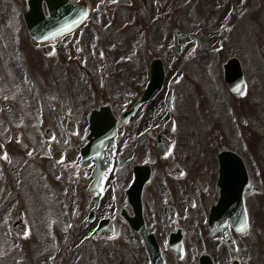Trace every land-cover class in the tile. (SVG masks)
Segmentation results:
<instances>
[{"label":"flooded vegetation","instance_id":"flooded-vegetation-1","mask_svg":"<svg viewBox=\"0 0 264 264\" xmlns=\"http://www.w3.org/2000/svg\"><path fill=\"white\" fill-rule=\"evenodd\" d=\"M21 1L31 21L49 15L45 0ZM74 1L89 9L80 27L11 56L12 101L46 86L55 127L0 132L13 264H264V0ZM89 117H115L116 134ZM236 184L251 187L248 226L228 205L214 222Z\"/></svg>","mask_w":264,"mask_h":264},{"label":"rangeland","instance_id":"rangeland-1","mask_svg":"<svg viewBox=\"0 0 264 264\" xmlns=\"http://www.w3.org/2000/svg\"><path fill=\"white\" fill-rule=\"evenodd\" d=\"M10 3L14 4V6H18V10L15 7L11 8V5H9ZM23 6L24 3L22 1L17 4L14 0H0V74L2 73L0 78V95H3V98L5 99H0V132H4L6 130H25L30 133V135H33L41 133L48 124L52 125L50 117H45V113H43V110L45 112L46 107L50 106L51 98L47 92V87L43 85V80L47 78L44 68L38 67V76L36 77L38 78V83H42L46 96L43 97L42 93L44 92L40 91L39 94L42 97L37 98L35 93L32 99L27 97V99L19 98L22 101H16L15 99V102L12 101L14 94L16 93V88L13 80V65L10 61L14 52V36L26 33V29L22 22V15L20 14ZM199 16H203V13H200ZM30 47H32L31 42L28 48L30 49ZM38 65L41 66L40 61L38 62ZM29 101L31 102L29 103ZM16 104L19 111L16 112L15 116L13 111H15L14 108L16 107ZM42 106H44V108L40 109ZM58 124L61 125L62 128H65L66 124L63 117H61V120L58 121ZM12 208L13 206L7 211V215H11ZM34 219V216H31L30 214V220ZM0 230H6L5 221L0 223ZM3 231L0 233V264H13V257L16 255V252L9 244L11 241L8 239L7 235L3 233ZM32 232L33 231H29L27 235L25 234L24 240L26 239L29 241V243H27V247L30 248V251L31 248L34 247L33 252L35 254V259L40 263L41 259L44 257L42 254L43 250L39 246H36L37 233L33 232L32 234ZM257 248L259 247L257 246ZM51 250L52 249H50L49 253Z\"/></svg>","mask_w":264,"mask_h":264},{"label":"water","instance_id":"water-1","mask_svg":"<svg viewBox=\"0 0 264 264\" xmlns=\"http://www.w3.org/2000/svg\"><path fill=\"white\" fill-rule=\"evenodd\" d=\"M48 1H49V4H50V10L52 12V16L50 17L49 22L44 24V25H36V24L29 23L30 31L33 34L38 33V30H42L41 32H48V33H51V34H55L56 31L63 24L60 21V16H61V14H60V8H61L60 4L61 3H67L66 6H65L66 7L65 9H69V8L73 7V4L70 3L71 2L70 0H48ZM111 120H112L111 118L98 117L95 120H93V122L100 126V128H99L100 129V134H102L104 131H106V126L109 125V122ZM101 124H103V125L106 124V126L102 127ZM218 210H219V204L214 207V211H218Z\"/></svg>","mask_w":264,"mask_h":264},{"label":"snow or ice","instance_id":"snow-or-ice-1","mask_svg":"<svg viewBox=\"0 0 264 264\" xmlns=\"http://www.w3.org/2000/svg\"><path fill=\"white\" fill-rule=\"evenodd\" d=\"M77 23H80L79 21ZM72 25H68L69 30L71 29ZM4 159H8L7 155L4 156ZM245 229L241 228V231H244Z\"/></svg>","mask_w":264,"mask_h":264}]
</instances>
